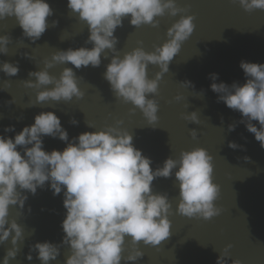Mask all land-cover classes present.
<instances>
[{"label": "clouds", "instance_id": "clouds-1", "mask_svg": "<svg viewBox=\"0 0 264 264\" xmlns=\"http://www.w3.org/2000/svg\"><path fill=\"white\" fill-rule=\"evenodd\" d=\"M231 2L238 3L247 12L264 10V0ZM67 7L88 26L85 46L57 50L43 61V69L28 73L34 80H24V86L36 90L37 103L82 99L84 92L78 87L73 67L63 68L58 78L50 75L48 69L68 63L77 70L89 66L97 68L102 63V54L107 59L111 52L103 78L117 100L131 103L130 111L139 109L153 126L158 121L159 105L155 96L159 81L169 71V64L182 43L193 33L194 15L184 14L188 8L179 7L176 0H67ZM53 14L47 0H0V20L14 17L23 37L32 42L42 37L49 27L47 18ZM165 14L171 17L180 14V18L167 29L164 43L154 46L151 52L136 47L122 57L118 54L115 31L123 27L125 19L133 27L151 25L155 28L159 25L156 17ZM57 23L53 20L51 26ZM9 43V35H0V54H8ZM89 44L91 47H87ZM23 55L31 59L28 53ZM149 64L159 67L151 79L147 75ZM239 66L246 78L243 84L216 83L218 74L211 73L210 89L218 94L217 102H223L241 115L239 121L228 125V131H235L238 124H244L264 149V64L241 60ZM19 71L18 63L0 62V72L8 77L16 76ZM181 84L194 88L188 80ZM4 85L8 86L7 80ZM49 85L52 87H47ZM174 99L180 101L182 97L177 95ZM182 118L200 123L196 111L182 114ZM253 121H257L259 127ZM70 123L77 125L78 121L73 118ZM122 124V120H117L115 125L82 132L71 141L53 111H41L34 116L31 125L19 132L14 125L4 127V134H0V245L10 241L11 247L6 249L0 264H10L20 251L19 243L24 240L21 225L10 218V206L23 209L27 194L35 195L46 183L53 196L63 192L66 212L61 222L64 236L60 244L44 241L29 246L26 259L31 261L35 252L41 264L56 261L61 247H68L70 251L64 264H122V261L135 264L144 255L137 247L139 242L158 246L171 235L169 197L152 189L153 181L160 177L175 176L179 188L178 214L209 220L221 213L215 204L220 186L213 182V156L206 149L182 150L178 158L169 157L153 170L152 160L134 146L132 134L120 127ZM87 126L93 128L90 123ZM7 133L15 135L11 137ZM190 134L196 138L197 131L191 129ZM45 136L66 142V147L44 150ZM228 147L244 150L243 145L235 141H229ZM126 237H130L133 250L123 256ZM231 247L229 244L223 248L216 264H229ZM231 264L242 262L232 259Z\"/></svg>", "mask_w": 264, "mask_h": 264}, {"label": "water", "instance_id": "water-1", "mask_svg": "<svg viewBox=\"0 0 264 264\" xmlns=\"http://www.w3.org/2000/svg\"><path fill=\"white\" fill-rule=\"evenodd\" d=\"M47 2L54 14L47 18L49 27L35 42L23 37L14 17L0 20V35L7 34L11 40L8 54H0V62L18 63L20 69L13 77L0 72V134H4V127L9 125H14L19 132L31 125L34 116L41 111H53L67 130L70 141L82 132L100 130L122 120L120 127L132 134L134 146L152 160L153 170L169 157L178 158L182 150L202 147L213 156V182L220 186L215 204L221 213L209 220L178 214L179 188L175 176L155 179L153 192L167 194L172 206L171 235L158 246L139 242L137 247L144 255L135 264H216L220 252L229 244L232 245L229 264L232 259H239L242 264H264V149L244 124H238L235 131H228V125L239 121L241 115L223 102H217L218 94L211 91L213 81L209 78L211 73H216V83L243 84L246 78L239 66L241 60L264 64V10L247 12L231 0H176L179 7L188 8L184 14L194 15L195 28L159 81L155 96L159 105L158 121L152 126L139 109L130 111L131 103L117 100L103 78L111 52L107 59L102 54V63L97 68L89 66L77 70L68 63L48 69L50 75L58 78L63 68L73 67L78 87L84 92L82 99L36 102V90L23 84L24 80H34L28 73L43 69V61L57 50L85 46L88 37L86 22L68 9L67 0ZM179 18L180 14L156 17L159 25L155 28L151 25L133 27L125 19L123 27L115 31L118 54L122 57L136 47L154 51V46L165 42L167 29ZM53 20L58 21L54 27L51 26ZM157 71V65H148L150 79ZM185 80L191 81L194 88L183 86L181 82ZM177 95L182 97L180 101L174 99ZM193 111L198 114L199 124L182 118V114ZM73 118L78 121L77 125L70 123ZM253 123L259 127L257 121ZM191 129L197 131L196 138L191 136ZM6 135L14 137L15 133ZM43 141L46 151L66 147V142L58 138L45 136ZM229 141L243 145L244 150L229 148ZM245 157L250 159L245 160ZM27 195L23 209L10 206V218L21 225L24 236L19 243L20 251L10 264H41L35 252L31 261L26 259L29 246L44 241L60 244L64 236L61 228L66 212L63 192L53 196L46 183L35 195ZM9 247L10 241L0 245V261ZM124 247L122 255L127 256L133 250L130 237H126ZM60 251V256L51 264H64L70 251L68 247H61Z\"/></svg>", "mask_w": 264, "mask_h": 264}]
</instances>
